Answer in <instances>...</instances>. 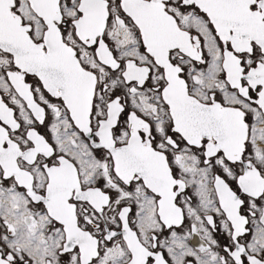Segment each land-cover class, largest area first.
<instances>
[{
	"label": "snow or ice",
	"instance_id": "6c2138e0",
	"mask_svg": "<svg viewBox=\"0 0 264 264\" xmlns=\"http://www.w3.org/2000/svg\"><path fill=\"white\" fill-rule=\"evenodd\" d=\"M0 264H264V0H0Z\"/></svg>",
	"mask_w": 264,
	"mask_h": 264
}]
</instances>
